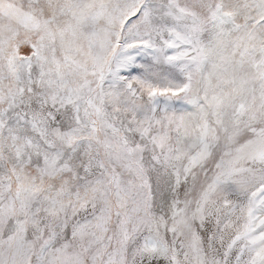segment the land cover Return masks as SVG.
Instances as JSON below:
<instances>
[{
	"label": "snow or ice",
	"instance_id": "6c2138e0",
	"mask_svg": "<svg viewBox=\"0 0 264 264\" xmlns=\"http://www.w3.org/2000/svg\"><path fill=\"white\" fill-rule=\"evenodd\" d=\"M0 264H264V0H0Z\"/></svg>",
	"mask_w": 264,
	"mask_h": 264
}]
</instances>
